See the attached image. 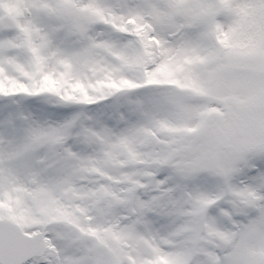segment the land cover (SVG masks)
Returning <instances> with one entry per match:
<instances>
[{"label": "snow or ice", "instance_id": "obj_1", "mask_svg": "<svg viewBox=\"0 0 264 264\" xmlns=\"http://www.w3.org/2000/svg\"><path fill=\"white\" fill-rule=\"evenodd\" d=\"M0 264H264V0H0Z\"/></svg>", "mask_w": 264, "mask_h": 264}]
</instances>
